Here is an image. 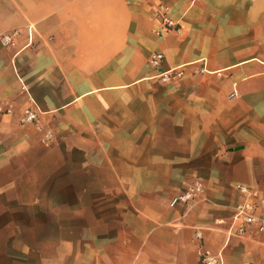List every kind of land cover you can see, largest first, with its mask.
Returning a JSON list of instances; mask_svg holds the SVG:
<instances>
[{
	"label": "crops",
	"instance_id": "crops-1",
	"mask_svg": "<svg viewBox=\"0 0 264 264\" xmlns=\"http://www.w3.org/2000/svg\"><path fill=\"white\" fill-rule=\"evenodd\" d=\"M158 1L0 0V142L62 177L65 213L21 264H264V242L229 234L237 185L264 199V0H162L181 25L162 36ZM29 106L52 140L19 124Z\"/></svg>",
	"mask_w": 264,
	"mask_h": 264
},
{
	"label": "rangeland",
	"instance_id": "rangeland-1",
	"mask_svg": "<svg viewBox=\"0 0 264 264\" xmlns=\"http://www.w3.org/2000/svg\"><path fill=\"white\" fill-rule=\"evenodd\" d=\"M50 133L52 140L55 129L50 127ZM38 164L31 149L0 142V264H21L32 253L44 252L50 244V216L65 214L62 207H50V199L63 195L50 193V183L61 184L62 177L42 174Z\"/></svg>",
	"mask_w": 264,
	"mask_h": 264
},
{
	"label": "built area",
	"instance_id": "built-area-1",
	"mask_svg": "<svg viewBox=\"0 0 264 264\" xmlns=\"http://www.w3.org/2000/svg\"><path fill=\"white\" fill-rule=\"evenodd\" d=\"M157 25L154 28V33L157 36L165 35L169 32H179L181 25L178 20L171 16L170 7L159 0L157 3ZM4 43L11 41L9 34H4ZM163 58V54L160 52H152L148 58V64L150 66H158ZM183 74L180 68H171L166 71H162L156 74V77L161 81H168L171 78L180 77ZM15 109L12 105H0V113L13 114ZM17 120L21 125H32L37 130H44V139L49 141L51 133L49 128H44L40 119L38 110L33 107H24L18 111ZM240 192L243 194L242 200L235 206L234 213L232 215L231 228L229 234L239 237H258L261 242H264V213L257 211L258 206L264 205V199L256 200L255 193L247 186L238 184ZM202 192V184L199 181H195L190 187H187L178 193H176L170 200V205L177 203H189L194 199L195 194ZM196 237L200 238V231L196 232ZM200 264H224L223 255L221 252L215 254L209 252L200 253Z\"/></svg>",
	"mask_w": 264,
	"mask_h": 264
}]
</instances>
